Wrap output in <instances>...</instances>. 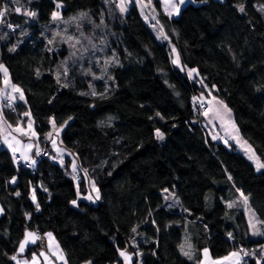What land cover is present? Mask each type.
<instances>
[{"label":"trees","instance_id":"16d2710c","mask_svg":"<svg viewBox=\"0 0 264 264\" xmlns=\"http://www.w3.org/2000/svg\"><path fill=\"white\" fill-rule=\"evenodd\" d=\"M145 4L144 14L118 0H0V63L24 97L3 114L32 122L52 155L61 129L67 152L32 169L0 157V264H17L26 230L41 236L27 259L52 233L67 264H125L121 252L131 264H198L207 248L264 264V199L251 188L264 168L214 141L194 104L204 92L226 104L264 164V0H193L177 16ZM90 181L99 199H79Z\"/></svg>","mask_w":264,"mask_h":264},{"label":"rangeland","instance_id":"374dc122","mask_svg":"<svg viewBox=\"0 0 264 264\" xmlns=\"http://www.w3.org/2000/svg\"><path fill=\"white\" fill-rule=\"evenodd\" d=\"M158 35L165 36L163 30L161 28L158 29ZM175 49V51H173ZM178 50L175 46L172 47V54L173 58H176ZM179 54V53H178ZM173 59V60H174ZM179 65V66H178ZM176 67H179L185 72V68L181 63L180 56H179V64H175ZM189 74V70H188ZM192 78L195 77V73L193 72L190 75ZM195 108L200 104L199 109V116L201 117L200 123L205 128L206 132L209 136L216 142L224 143L226 146H230L235 144L236 147L252 162L256 168L258 164H261L258 159L255 157L253 149L249 146V144L243 139V137L239 133V129L235 123L234 117L232 112L229 111L226 104L222 103L219 99L214 97L213 95L209 94V96H205V92L203 95L198 97V100L194 99ZM226 106V107H225ZM31 129H33V123ZM56 129V128H55ZM53 130V135H49L50 141L53 144L54 155H52L51 151L49 157L53 158L54 161L62 163L61 161L66 158L67 152L63 149L60 145V138L59 135L61 134V129L57 131ZM24 131V130H23ZM28 129H26L25 133H27ZM88 192L81 193L78 192L79 199H87V200H96L97 190L99 191L96 183L94 181H90ZM252 191H254L261 199H264V185H252ZM100 195V193H99ZM91 197V199H89ZM248 216L251 222V226L256 229L258 221L254 215V213L248 209ZM257 231V230H256ZM49 233L44 238L43 246L46 250L56 259L58 264H65L66 256L63 252L61 245L59 244L56 237L51 233V236H48ZM125 255V264H131L132 262V254L129 252H124ZM242 254V252H241ZM254 253H249V256H252ZM34 256V255H33ZM36 256H38L36 254ZM61 256L64 259H61ZM35 257V256H34ZM31 257L30 259L34 258ZM39 257V256H38ZM17 258V257H16ZM15 258V259H16ZM26 257H20L18 261L25 259ZM29 260V259H28ZM42 262V261H41ZM240 264H251V262L246 261L243 259V255H241V262ZM258 264H261L260 262Z\"/></svg>","mask_w":264,"mask_h":264},{"label":"crops","instance_id":"0c3cea01","mask_svg":"<svg viewBox=\"0 0 264 264\" xmlns=\"http://www.w3.org/2000/svg\"><path fill=\"white\" fill-rule=\"evenodd\" d=\"M118 1L121 4V0ZM161 1L163 3L164 10L167 13H171V15L177 16L180 13L181 8L193 0H186L184 4H179V0H169V3L167 5L165 4V0H161ZM133 3L141 7L142 12L145 14L144 12V8H146L145 0H126L124 6L126 8L127 5H132ZM173 4L177 5L179 8L178 14H176L175 9L173 8ZM0 20H2V18H0ZM0 65H3V68H0V134H1L0 157H2L3 155L9 152L13 155V157L18 155L24 161L31 162L33 166L36 167L37 162L39 161L36 155H38L39 152H41L43 149L46 148L42 147L41 145L42 143H40V140L36 135H31V133L33 132L35 133L34 127L33 129H30L28 127V123L23 124L22 122L15 125L5 117V114H3V106L6 105V103L14 104L16 101H18V97H20L21 92L14 91V88H18V87L13 83L7 67L1 63ZM4 69H7V73L4 72ZM18 127L22 129V131H17L16 129ZM26 129H28L27 133H25ZM14 149L15 151H13ZM254 154L255 157L258 159V161L261 163L259 157L256 155L255 152ZM33 161H35V163H33ZM252 164H254V162H252ZM262 169L263 168H258L257 170H262ZM258 185H264V184H258ZM0 209H2V211H0V219H1L4 213L1 203H0ZM233 252L240 253V259H239V264H240L241 255H242L241 251L237 250V251H232L231 253ZM34 256H32L34 258L29 260L27 258L22 259L20 261L17 260V264H43L38 256L36 255ZM198 264H237V257L231 256L229 253L225 257L213 258L210 250L207 248V253H205V249L202 251V258Z\"/></svg>","mask_w":264,"mask_h":264},{"label":"snow or ice","instance_id":"6c2138e0","mask_svg":"<svg viewBox=\"0 0 264 264\" xmlns=\"http://www.w3.org/2000/svg\"><path fill=\"white\" fill-rule=\"evenodd\" d=\"M185 2H186V0H179V4H184ZM125 3H126V0H121V4H120V11L121 12L126 10V8L124 6ZM168 3H169V0H165V4L167 5ZM57 7H60V5L58 4ZM173 8L175 9L176 14H178L179 13L178 6L173 4ZM8 11H9V9L6 6L3 7V8H0V18L4 17L8 13ZM14 11L19 13L21 11V9L19 7H17V8L14 9ZM240 11H244L243 6H240ZM169 14L171 15V13H169ZM27 15L28 16H35L36 14L34 12H27ZM81 15H83V14H81ZM57 16H58V13H53V18L54 19L57 18ZM9 27H11V25H9ZM49 43H51V41H49ZM12 50H14V48ZM173 51H175V49H173ZM172 62L174 64H179V54L178 53L176 55V58ZM0 68H3V65H0ZM65 71H67V70H65ZM195 71H197V70H195V69L189 70V75H192V73L195 72ZM4 72L7 73V69H4ZM14 91L21 92L20 99H24L23 94H22V90H20L18 88H14ZM93 94H95V93H93ZM24 115L28 116V115H30V113H25ZM28 127L31 129L32 124L29 123ZM16 130L17 131H22V129H20L19 127ZM32 134L35 135L34 132ZM156 135H157L158 139H163V133H161L160 130L156 131ZM13 151H15V149ZM33 163H35V161H33ZM73 167L75 168V165ZM258 167L264 168V164H258ZM13 182H15V178H13ZM17 195H19V193H17ZM241 195L243 196V193H241ZM32 198H33V200H35V196L34 195H33ZM96 198L99 199V191L98 190H97ZM89 199H91V197H89ZM244 200H245V202H247L248 197L244 196ZM72 203L76 204V201H72ZM38 207H39V205H37V208ZM0 211H2V209H0ZM29 235H32V234L29 233ZM48 236L50 237L51 233H49ZM229 236H231V233H229ZM23 250H24V245L21 244V251H23ZM182 250H183V248H182ZM241 251L243 252V249H241ZM205 253H207V249H205ZM247 254H248L247 252H244V255H247ZM121 255L123 256V255H125V253L121 252ZM185 255H188V253H185ZM230 255L234 256V257H237V264H239L240 253L233 252V253H230ZM189 258H191V257H189ZM13 259H15V257H13ZM61 259H64V257L61 256ZM65 264H67L66 261H65ZM89 264H90V262H89Z\"/></svg>","mask_w":264,"mask_h":264},{"label":"water","instance_id":"95a60500","mask_svg":"<svg viewBox=\"0 0 264 264\" xmlns=\"http://www.w3.org/2000/svg\"><path fill=\"white\" fill-rule=\"evenodd\" d=\"M31 233L32 235H29ZM41 242V236L31 230H26L23 239L20 241L17 249V255L20 257H25L31 249L38 246ZM21 244L24 245V250L21 251ZM38 256L43 264H58L56 259L46 250L42 249L38 252Z\"/></svg>","mask_w":264,"mask_h":264},{"label":"bare ground","instance_id":"6f19581e","mask_svg":"<svg viewBox=\"0 0 264 264\" xmlns=\"http://www.w3.org/2000/svg\"><path fill=\"white\" fill-rule=\"evenodd\" d=\"M11 105H12V104H11ZM31 135H33V134L31 133ZM44 153H47V156H43ZM49 155H50L49 150H47V149H43L41 152L38 153V155H36V157H37V158L39 159V161H40V160H42V159H44V158H48ZM13 158H14L15 163L20 164V165H23V166H24L25 168H27V169L35 168L31 162H26V161H24V160H23L20 156H18V155H17V156H14Z\"/></svg>","mask_w":264,"mask_h":264},{"label":"built area","instance_id":"2783aa9c","mask_svg":"<svg viewBox=\"0 0 264 264\" xmlns=\"http://www.w3.org/2000/svg\"><path fill=\"white\" fill-rule=\"evenodd\" d=\"M11 28L14 29L13 26H11ZM43 156H47V153H44ZM241 252H242V251H241ZM244 252H247V253H248V250L243 249V252H242L243 259L246 261V263H248V256H249V253H248L247 255H244ZM15 258H16V257H15ZM12 259H13V257H12ZM13 260H15V259H13Z\"/></svg>","mask_w":264,"mask_h":264}]
</instances>
